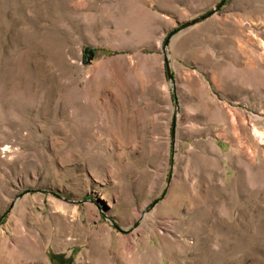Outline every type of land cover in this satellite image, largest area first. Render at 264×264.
Returning <instances> with one entry per match:
<instances>
[{"label": "rangeland", "instance_id": "obj_1", "mask_svg": "<svg viewBox=\"0 0 264 264\" xmlns=\"http://www.w3.org/2000/svg\"><path fill=\"white\" fill-rule=\"evenodd\" d=\"M221 1L0 0V264H264V0Z\"/></svg>", "mask_w": 264, "mask_h": 264}, {"label": "water", "instance_id": "obj_2", "mask_svg": "<svg viewBox=\"0 0 264 264\" xmlns=\"http://www.w3.org/2000/svg\"><path fill=\"white\" fill-rule=\"evenodd\" d=\"M226 0H222L214 9L208 11L207 13L201 15L200 17L192 20L189 24H194L198 21L204 20L206 18H208L209 16H211L212 14H214L225 2ZM168 71H169V65H168ZM170 75V74H169ZM173 134H174V129H173ZM156 202V201H155ZM12 207V205L10 206V208ZM9 208V209H10ZM8 211L4 212L1 216H0V223L2 222V220L4 219V217L6 216Z\"/></svg>", "mask_w": 264, "mask_h": 264}, {"label": "trees", "instance_id": "obj_3", "mask_svg": "<svg viewBox=\"0 0 264 264\" xmlns=\"http://www.w3.org/2000/svg\"><path fill=\"white\" fill-rule=\"evenodd\" d=\"M51 259L54 262H59L60 261V259H59V257L57 255H53Z\"/></svg>", "mask_w": 264, "mask_h": 264}, {"label": "bare ground", "instance_id": "obj_4", "mask_svg": "<svg viewBox=\"0 0 264 264\" xmlns=\"http://www.w3.org/2000/svg\"><path fill=\"white\" fill-rule=\"evenodd\" d=\"M128 248H129V249H131V248H132V246H130V245H129V246H128Z\"/></svg>", "mask_w": 264, "mask_h": 264}]
</instances>
